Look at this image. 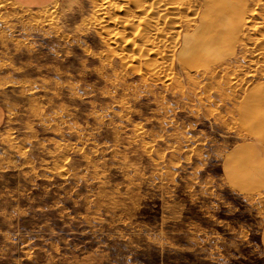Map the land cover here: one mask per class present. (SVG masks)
Here are the masks:
<instances>
[{"label": "rangeland", "instance_id": "obj_1", "mask_svg": "<svg viewBox=\"0 0 264 264\" xmlns=\"http://www.w3.org/2000/svg\"><path fill=\"white\" fill-rule=\"evenodd\" d=\"M194 5L164 81L90 0H0V264H264L261 10Z\"/></svg>", "mask_w": 264, "mask_h": 264}, {"label": "bare ground", "instance_id": "obj_2", "mask_svg": "<svg viewBox=\"0 0 264 264\" xmlns=\"http://www.w3.org/2000/svg\"><path fill=\"white\" fill-rule=\"evenodd\" d=\"M90 1L95 6L88 24L102 33L99 38L109 47L108 49L115 50L116 55L125 62L145 66L146 71H150V74H152L151 72L154 75L161 74V77L158 76L159 79L171 80V77L167 75L169 65L166 64L167 60L165 58L169 57L173 49L174 36L179 32L178 30L183 26H189L193 22L191 16L197 8L194 5L195 0ZM258 1L260 2L257 3L256 0V6L261 11L253 12L252 18L257 16L260 22L255 23L251 28L252 30L264 28V0ZM256 38V40L262 42L261 45L263 46H259L262 48H260L261 51L258 56L264 55V31L257 34ZM262 70L264 72V64ZM155 79H158L157 75ZM254 95H256V100L260 99L264 102V84L258 85L256 93L252 96ZM260 116L264 122V112H261ZM261 132H264V126Z\"/></svg>", "mask_w": 264, "mask_h": 264}, {"label": "crops", "instance_id": "obj_3", "mask_svg": "<svg viewBox=\"0 0 264 264\" xmlns=\"http://www.w3.org/2000/svg\"><path fill=\"white\" fill-rule=\"evenodd\" d=\"M15 2H17L18 4H20L21 6L25 7V8H40L43 6H46L48 4H50L51 2H53L54 0H14ZM248 149V146L243 145L241 149H237L235 153H233V155L231 156V160L229 159V162H231V164H233L232 162L235 161V164H240L242 159L244 158V151ZM252 150L254 152H252L253 157L259 155L260 152L264 153V149L263 148H259V149H254V147L252 148ZM258 152V154L256 153ZM233 157V158H232ZM255 157L253 158L255 160ZM245 160L249 161V158H246ZM261 162V163H260ZM258 164H260L259 166V178L258 180L254 183H252V187L253 188H258L260 186L264 185V163L262 161H260ZM255 162H253L254 164ZM242 164H247L246 162H243Z\"/></svg>", "mask_w": 264, "mask_h": 264}]
</instances>
